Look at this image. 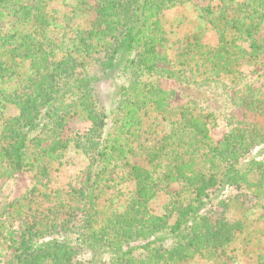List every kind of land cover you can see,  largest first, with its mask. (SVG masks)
Here are the masks:
<instances>
[{
    "label": "trees",
    "instance_id": "16d2710c",
    "mask_svg": "<svg viewBox=\"0 0 264 264\" xmlns=\"http://www.w3.org/2000/svg\"><path fill=\"white\" fill-rule=\"evenodd\" d=\"M206 1L0 0V264H264V0Z\"/></svg>",
    "mask_w": 264,
    "mask_h": 264
},
{
    "label": "rangeland",
    "instance_id": "374dc122",
    "mask_svg": "<svg viewBox=\"0 0 264 264\" xmlns=\"http://www.w3.org/2000/svg\"><path fill=\"white\" fill-rule=\"evenodd\" d=\"M84 1H86L91 6L95 5V0H84ZM193 2L198 6H204L207 3L206 0H193ZM256 39L258 42L261 40L262 42H264V25L262 32L258 35ZM205 42L210 45H214L216 42L215 36L213 34H208L205 38ZM244 73L246 74L247 78H249L251 82L255 84V86H259V85L264 86V71L260 68L259 64L244 69ZM163 87L166 90H173L176 92L177 85L167 81L163 83ZM98 88L102 95L104 104L108 108L114 99L116 85L111 79H105L98 84ZM176 95L177 96H174L171 103L175 106L182 105L184 103V100L178 94ZM234 116L237 117V113H235ZM228 119L229 116L227 112H222L218 116L216 125L211 127L210 136L215 143L219 142L220 139L223 137V135L226 133L228 127L227 124L229 121ZM233 119L235 118H232V121ZM88 126H89L88 124L71 125L70 130L83 133L84 131H86ZM251 157H255L257 159H264V149H256L251 153ZM67 164L68 165L65 167V169L62 172V175L60 176V181L62 183H67L71 181L78 172L77 161L70 159ZM29 184H30V177L28 176V174L20 173V174H16L15 177H13L12 179L3 180L0 183V187L5 189V191L8 193L10 200H12L20 197L29 187ZM177 189L178 187L174 185L170 188V191L172 192ZM239 193L240 190H236L235 188H228L224 191V193L221 196L231 197ZM213 204L215 206L216 201H213ZM214 206L209 207L208 210L211 211Z\"/></svg>",
    "mask_w": 264,
    "mask_h": 264
}]
</instances>
